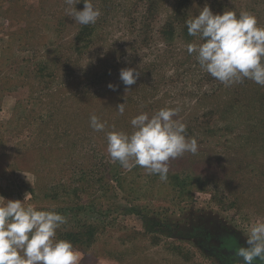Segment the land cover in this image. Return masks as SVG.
Here are the masks:
<instances>
[{
	"label": "rangeland",
	"instance_id": "1",
	"mask_svg": "<svg viewBox=\"0 0 264 264\" xmlns=\"http://www.w3.org/2000/svg\"><path fill=\"white\" fill-rule=\"evenodd\" d=\"M92 2L101 15L82 26L64 0H0V197L64 215L56 238L79 264H236L264 220V87L202 71L185 21L207 5L264 27V0ZM125 68L140 73L131 86ZM165 107L197 153L171 160L167 182L112 162L106 134Z\"/></svg>",
	"mask_w": 264,
	"mask_h": 264
},
{
	"label": "clouds",
	"instance_id": "2",
	"mask_svg": "<svg viewBox=\"0 0 264 264\" xmlns=\"http://www.w3.org/2000/svg\"><path fill=\"white\" fill-rule=\"evenodd\" d=\"M81 0H64L76 23L94 24L101 12L92 0H83V10L75 5ZM187 33L200 43H188L186 51L195 55L202 71L225 87L251 80L264 87V27L256 17L242 10L214 14L205 5L198 15L185 21ZM140 73L133 68L121 69L119 78L125 86L136 83ZM115 91L116 86L108 84ZM123 115L125 102L116 106ZM180 108H161L151 116L146 112L130 121L131 133L109 131L106 151L112 162L131 170L142 167L149 175L167 182L169 162L185 153L196 154L198 143L186 136V124L178 119ZM89 126L104 131L106 124L92 114ZM28 195L27 193L25 196ZM67 218L55 211L25 206L24 200L0 197V264H79V255L70 241L57 239L56 230ZM246 247L234 251L236 264H264V220L250 225Z\"/></svg>",
	"mask_w": 264,
	"mask_h": 264
},
{
	"label": "trees",
	"instance_id": "3",
	"mask_svg": "<svg viewBox=\"0 0 264 264\" xmlns=\"http://www.w3.org/2000/svg\"><path fill=\"white\" fill-rule=\"evenodd\" d=\"M176 17H178L177 12L174 14ZM180 17L184 18L181 14ZM167 25V24H166ZM172 36V35H171Z\"/></svg>",
	"mask_w": 264,
	"mask_h": 264
}]
</instances>
